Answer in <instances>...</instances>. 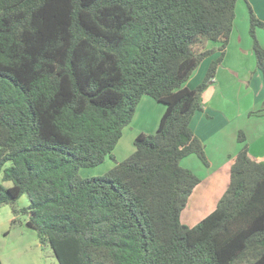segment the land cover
I'll return each mask as SVG.
<instances>
[{"label":"trees","instance_id":"16d2710c","mask_svg":"<svg viewBox=\"0 0 264 264\" xmlns=\"http://www.w3.org/2000/svg\"><path fill=\"white\" fill-rule=\"evenodd\" d=\"M237 1L0 0V175L11 183L0 184V207L10 206L11 224L25 214L58 264H264V158L250 154L243 130L214 209L192 226L180 221L200 182L181 160L209 165L190 121L223 59ZM244 3L264 83V21ZM142 96L164 111L117 161ZM250 113L264 118V100ZM106 157L108 172L79 177Z\"/></svg>","mask_w":264,"mask_h":264},{"label":"rangeland","instance_id":"374dc122","mask_svg":"<svg viewBox=\"0 0 264 264\" xmlns=\"http://www.w3.org/2000/svg\"><path fill=\"white\" fill-rule=\"evenodd\" d=\"M246 17V5L244 0H238L237 3V31L241 34H245L243 31V22ZM246 22V21H245ZM264 34V31H260ZM246 36V35H245ZM262 41H264L262 36H259ZM244 38L242 35L241 39ZM246 40V37H245ZM259 40V39H258ZM211 43V42H209ZM245 41H243V44ZM229 57L227 61V66L221 69L224 70L236 79V81L231 82L225 74L221 73V78L218 81L211 82L201 93L202 105L208 101L212 95L220 93L221 89L226 90V94L232 97L231 102L236 105L228 106L229 118H233L230 122V127L227 131H224L220 137V142L223 144L212 145V148H209L208 153L205 152V155L209 161L208 167L201 164V161L198 160L200 164L199 172H196L198 169L193 167L190 168L195 174L202 176V179L199 184H201L197 191L193 192L187 199L185 208L181 211L180 221L183 224L192 226L197 223L200 219L206 216L210 211H212L220 198L221 194L226 189L229 183V161L231 156H235L238 152L237 150L240 147V142L237 140V133L239 130L246 129L248 121L246 120V99L245 102L239 99V94L243 93V83L238 81L242 75L239 74L243 72L241 68V60L239 53L244 54L243 57H246V52L241 53L237 44L233 43L229 47ZM218 56V55H217ZM240 56V57H241ZM213 57V56H210ZM214 57L212 60H214ZM211 59L206 58L200 62L197 71L188 79L187 86L195 87L206 75L207 69L211 63ZM209 64V65H208ZM220 65V64H219ZM218 65V66H219ZM231 67H236L237 70H230ZM246 70V69H245ZM238 71V72H237ZM246 73V72H245ZM244 73V75H246ZM236 74V75H235ZM224 81L226 83L223 82ZM232 78V79H233ZM231 82V83H230ZM240 82V83H239ZM229 83V84H228ZM192 85V86H191ZM209 87V88H208ZM149 97V96H148ZM151 98V97H150ZM152 100H154L152 98ZM154 102L160 103L156 100ZM163 105V103H161ZM214 105L217 106L218 103L214 102ZM215 106H210L208 114L212 116L218 114L219 110ZM142 112L138 113L135 119L124 126L122 131V136L119 138L116 146L113 149V155L117 161H122L130 156L133 152L134 145L133 140L139 132L153 133L155 128L152 130V123L155 122L154 108L150 109L147 106L142 107ZM245 110V111H244ZM204 118H207L204 116ZM219 120V118H218ZM233 121V122H232ZM159 122V121H158ZM157 122V123H158ZM240 143V144H239ZM218 146V147H217ZM210 149L212 151L210 152ZM226 162H220L224 155ZM229 158V159H228ZM200 161V162H199ZM211 163V164H210ZM114 161L110 157H106L105 160L99 165L93 167H82L79 168L78 175L79 177H88V176H97L102 175L108 172ZM194 166V165H193ZM206 173V175H205ZM0 184L4 186H9L11 183L7 181H2L0 175ZM217 187V188H215ZM29 200L26 195H22L17 204L19 206H26ZM13 218L11 209L9 205H3L0 207V261L1 264H58L56 257L53 254V251L50 245L47 242H41L38 238L36 231L26 225L27 216L25 214H20L17 216V221L14 224H11L10 221Z\"/></svg>","mask_w":264,"mask_h":264},{"label":"crops","instance_id":"0c3cea01","mask_svg":"<svg viewBox=\"0 0 264 264\" xmlns=\"http://www.w3.org/2000/svg\"><path fill=\"white\" fill-rule=\"evenodd\" d=\"M246 1H248L250 3L255 15L260 20L264 21V0H246ZM237 3H238V1L236 2L235 19H234L233 29L230 33L228 43H227V46L225 48V53H224L223 59H222L220 65L217 66V68H216V73H215V76L212 80V83L220 80L221 73H226L225 76L229 80H232L231 82L236 81V80H234V79H236V77L233 78L234 75H233V77L230 76L225 70L223 72H221L222 71L221 69L224 68L221 66H223V65L227 66V61H228V59H230L229 52H228L230 45H232L233 43L237 44L241 53L246 52V57H243L244 54H242V56H241L240 53H239V57H238L241 59L239 61H242L240 66L243 70V72L239 73L242 75V77L238 81L243 83V90H244L243 93L241 92L239 94L238 98L241 99V101H243V102H245V99H246L245 110H246V120L248 121V125H247L246 129H244L245 130L244 134L246 136V142L249 145L250 154L256 158H264V118L260 114L250 113V112L258 110L260 108V106L262 105V102L264 100L263 77H262L261 71L258 68H256V59H255V55H254V52L252 49L253 39L249 34V17H248L247 6H246V17H245L244 22H243V31H242V33L244 32L245 34H241V32L237 31V23H236V21H237ZM260 31H264V29L263 28H257L256 35H257V38L259 39L260 44L262 46H264V41H262L259 37V36H262L264 38V34ZM242 35L244 36V38L241 39ZM245 37H246V40H245ZM243 41H245L244 44H243ZM217 45H218L217 42L208 43L209 47H216ZM218 54H219V52H215V53L207 56L206 58L211 59L210 61H212V59L214 57H217ZM210 56H213V57H210ZM206 58H204L203 60H205ZM198 66H200V64ZM197 68L195 71H197ZM231 69L237 70L236 67H231L230 70ZM244 73L246 75H244ZM223 82L226 83L224 81V78H223ZM188 87H190V85H188ZM190 88H192V87H190ZM228 89L230 90L231 88L225 89L224 94H223V89H221L220 93H218V94L216 93V95H212L208 101V104L206 102H204L205 104H203V110L196 112L190 121V127H191L192 131L205 145V152L208 154H209V152H208L209 148H212L213 144L217 145L216 142L223 145L220 142V137L223 133H225L224 131H227V129L231 128L229 121H231L233 118H229L230 113L228 110H225V109H228L229 105L233 106L236 104L231 102L232 97H230V95L226 94V90H228ZM214 102H217L218 105L215 106ZM144 106H147L149 109L151 107L154 108L155 111H154L153 115L155 116V122L152 123L151 129L152 130L154 128L156 129L157 124H158L157 122L159 121L160 116L164 111V105H162L161 103L154 102V100H152V98H150L148 96H142L137 107H136V109H135V112L133 115L134 119L138 113L142 112L141 109ZM210 106L217 107V109L219 110L218 114H216L214 116H212V114H208V111L210 110L209 109ZM204 116L207 118H204ZM218 118H219V120H218ZM240 147H241V144H240ZM240 147H239V149H240ZM133 151H134V149H133ZM211 151H212V149H210V152ZM225 156H226V154L224 155L223 159L220 162L228 161V160H225L226 159ZM230 158L231 159L228 163L229 168H230L233 156H231ZM181 164L185 167L191 166L193 168H196V169H198L196 172H199L200 164L198 163L197 157L195 155H189V156L183 158L181 160ZM206 167H208V166H206ZM203 175L204 174H202L200 176L198 175L200 177V181H201ZM205 175H206V173H205ZM199 183L194 187V189L190 195H192L193 192L197 191L198 187L201 185ZM215 188H217V187H215Z\"/></svg>","mask_w":264,"mask_h":264}]
</instances>
